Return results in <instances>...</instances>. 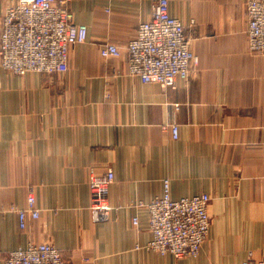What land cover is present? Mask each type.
Masks as SVG:
<instances>
[{"label":"crops","instance_id":"obj_1","mask_svg":"<svg viewBox=\"0 0 264 264\" xmlns=\"http://www.w3.org/2000/svg\"><path fill=\"white\" fill-rule=\"evenodd\" d=\"M15 1L0 0V31ZM153 1L72 0L74 23L88 32L70 48L67 72L0 66V264L43 242L70 264L264 261V54L248 50L247 0H168L196 56L188 80L168 89L128 74L126 45ZM108 42L121 47L119 58L102 57ZM108 168L105 217L91 209L89 183ZM166 179L173 199L211 197L196 258L147 248L149 212L134 204L162 195ZM30 188L40 216L21 229L12 208L27 206Z\"/></svg>","mask_w":264,"mask_h":264},{"label":"built area","instance_id":"obj_2","mask_svg":"<svg viewBox=\"0 0 264 264\" xmlns=\"http://www.w3.org/2000/svg\"><path fill=\"white\" fill-rule=\"evenodd\" d=\"M71 1L16 0L9 5L1 22L0 66L17 75L67 72L70 48L84 43L88 32L86 25L74 23ZM246 5L249 50L264 54V0H247ZM125 52L128 74L144 84H158L164 89L175 88L178 80H188L196 62L191 37L186 34L185 24L170 14L168 0L153 1L151 18L137 26ZM100 53L105 59L119 58L122 50L119 45L108 42L101 46ZM170 128L173 139H177L178 125L172 122ZM114 180L112 168L101 176L91 174V209L99 215L109 217L113 211L108 195ZM210 201L206 193L173 199L170 181L164 180L162 195L148 203L134 204L149 212L152 239L147 248L176 258L199 256L210 232ZM12 210L19 216L21 229L27 227L29 218H39L34 191L28 192L25 208ZM132 222L138 226L139 218L135 216ZM5 264L70 263L61 250L43 242L10 251ZM242 264H264V261L249 258Z\"/></svg>","mask_w":264,"mask_h":264},{"label":"rangeland","instance_id":"obj_3","mask_svg":"<svg viewBox=\"0 0 264 264\" xmlns=\"http://www.w3.org/2000/svg\"><path fill=\"white\" fill-rule=\"evenodd\" d=\"M246 3H247V2H246ZM246 14H247V5H246ZM247 22H248V21H247ZM247 36H248V34H247ZM247 38H248V37H247ZM248 50H249V43H248ZM249 51H250V50H249ZM250 52H251V51H250ZM251 53H252V52H251ZM253 54H255V53H253ZM30 190H33V189L30 188ZM30 190H29V191H30ZM210 202H211V201H210ZM209 213H210V212H209Z\"/></svg>","mask_w":264,"mask_h":264}]
</instances>
